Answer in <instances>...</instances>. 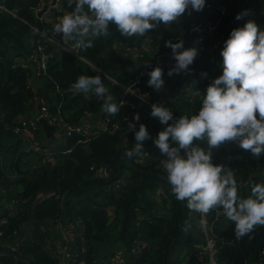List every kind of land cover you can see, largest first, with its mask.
<instances>
[{
	"label": "trees",
	"instance_id": "1",
	"mask_svg": "<svg viewBox=\"0 0 264 264\" xmlns=\"http://www.w3.org/2000/svg\"><path fill=\"white\" fill-rule=\"evenodd\" d=\"M39 1L0 0V149L6 155V161L0 159V264H60L61 252L69 253L67 264H97L93 262L96 258L102 262L118 254L123 264H196L194 254L203 245L199 219L191 215L186 201L176 200L161 159L152 153L165 125L149 117L151 108L140 96L147 93L149 104L169 107L174 118L182 115L179 106L184 109L183 115L195 114L207 86L222 73L221 49L231 30L249 19L264 27V0H205L201 11L186 12L170 27L161 25L142 37L121 36L110 22V36L93 39L92 48H77L76 55L63 49L55 52L50 42L28 36L38 23L33 9ZM60 3L65 13L72 10L68 0ZM244 11L247 15L235 19ZM197 23L200 36L193 31ZM57 37L67 40L59 34ZM178 40L185 48L195 44L199 55L187 73L169 77L168 69L175 61L165 41ZM145 41L149 54L121 57L120 47ZM38 45L43 47L39 50ZM38 53L45 55L43 68L27 61L31 54ZM16 59L25 60V66L13 65ZM156 65L164 70L165 87L159 92L147 84V73ZM79 75H100L115 101L122 104L119 113L103 112L102 99L92 93L86 96L71 91ZM124 85H129L132 92L123 93ZM183 87L199 94L184 100ZM40 107L45 108L47 121L60 118L55 125L59 140L52 143L53 153L48 159H37L34 165L26 166L23 141L11 127L16 117L27 118ZM99 112L107 117L106 129L86 143H76L82 136L69 128H85L84 117ZM134 114L139 115L138 122ZM129 122L135 123L137 130L140 123L155 127L143 142L144 151L131 159L124 156L125 150L135 145ZM112 124L117 128L111 129ZM33 140L39 145L44 142L40 127L33 133ZM199 144L203 147L207 142ZM144 152L148 154L141 158ZM212 162L235 170L244 197L250 194L251 184L264 183V176H259L264 156L254 158L235 142L213 148ZM189 217L192 230L182 233L180 226ZM205 220L215 236L236 241L233 247L219 248V264H242V256L250 260L259 247L264 249V226H257L251 238L237 240L235 225L225 216L212 211ZM56 221L71 224L69 237L57 246L49 227ZM14 241L18 246L10 249Z\"/></svg>",
	"mask_w": 264,
	"mask_h": 264
},
{
	"label": "clouds",
	"instance_id": "2",
	"mask_svg": "<svg viewBox=\"0 0 264 264\" xmlns=\"http://www.w3.org/2000/svg\"><path fill=\"white\" fill-rule=\"evenodd\" d=\"M68 6L72 10L53 25L52 31L86 50L93 47V39L111 35L110 22L121 36L142 37L161 25L170 27L186 12L201 11L205 0H68ZM245 15L247 11L235 19ZM165 46L175 61L168 69L169 77L187 73L199 55L195 44L185 48L182 40L165 41ZM221 57L222 73L207 86L195 114L174 118L169 107L158 103L151 105L150 114L165 125L154 143L166 157L163 168L176 200L186 201L189 210L200 213L201 224L212 211L225 216L234 223L239 240L251 237L257 226H264V183L251 184L250 194L242 196L235 170L214 164L212 149L235 142L254 158L264 156V27L249 19L242 27L233 28ZM147 75L149 87L157 92L165 87L160 65ZM71 91L102 99V111L109 115L118 114L122 106L100 75H79ZM133 119L138 122L139 115L134 114ZM128 128L134 131L135 145L126 149L124 156L131 159L144 151L143 142L150 134L143 123L137 130L136 124L129 122ZM201 141L207 142V149L200 146ZM192 227L189 217L180 231L189 233Z\"/></svg>",
	"mask_w": 264,
	"mask_h": 264
},
{
	"label": "built area",
	"instance_id": "3",
	"mask_svg": "<svg viewBox=\"0 0 264 264\" xmlns=\"http://www.w3.org/2000/svg\"><path fill=\"white\" fill-rule=\"evenodd\" d=\"M41 1L42 0H40L38 5L35 6L34 9H33V12L35 14V17L37 18L38 23H37V25L35 27H32L30 29V31L31 30L34 31V37H32V38L33 39L37 38V41H39V42L41 41L42 43L50 42L51 44L54 45L55 52H58L60 49H63V50H66V51L70 52L71 54L76 55V51H77L78 47H76L74 42L72 43V42H69L67 40L59 39L57 37V34L54 33L51 28H48V27H46L43 24L42 17H41L40 14H38L39 4H40ZM60 2H61V0H55L54 6L56 5L57 13L62 17L65 14V12H64V10L61 7V3ZM193 31H194L195 35L200 36L202 34L200 25L198 23L193 27ZM32 38H31L30 41H32ZM142 44H145L144 47L141 46ZM142 44L140 43L137 46L136 45L123 46L122 48L119 46L120 47V54L122 55V57H128V58L129 57L134 58L137 55V53H141V52H145V53L149 54L150 51H149V48L147 46V42L146 41L142 42ZM43 45H41V46L38 45L37 49L40 50L43 47ZM39 50H37V51H39ZM44 58H45V55L42 54V53H38L37 55L36 54H31L27 61L28 62H33L35 64V67H37V68H43V66H44ZM79 59L81 61H83L84 63L88 64L90 67L94 68L92 66V64H90L86 60H84V59H82L80 57H79ZM13 65L25 66V60L21 61V60L17 59L15 61V64H13ZM166 66L170 67V64L166 62ZM106 78L110 79L108 76H106ZM209 80H210L209 78H206V81H209ZM122 88H123V93H126V92L131 93L132 92L129 85H124V86H122ZM187 89H188L187 87H183L181 89L182 97H183L184 100L187 99L188 101H190L192 98H194L197 95V93H196V91L187 90ZM147 96H148V94L144 93L140 97L151 108V104H149L146 101ZM150 113L148 115H149V117L152 118ZM99 114H100V120H101V125L100 126H94L92 128H89V125L86 123V127L85 128H83V127H81L79 125H75V126H72V127L69 128V130H71L73 132H76V133H79L82 136L80 139H78L76 141V143H86L98 131H102V130L106 129L105 128V124H106V121H107V117L103 118L101 116L100 112H99ZM46 117H47V114H46L45 108L44 107H40L34 114L30 115L27 118H25V117H16L15 118V123L11 127V132L15 136H17V137L22 139L23 145H22L21 148H22L23 152L25 153V155L33 154V155H35L38 158L39 162H44V160L46 158L48 159V157L51 156V154L53 153L51 151V148L48 146V144L46 145L44 143H46V141L50 142V143L51 142L55 143V142H57L59 140L58 139L57 130L55 129V125L59 124L60 118H56L57 121L54 118H51V120L47 121ZM87 117H90V116H87ZM40 119H44L47 124H49L50 126L53 127V131L51 132V136H50L49 139H47L45 137V134L43 132L45 140H44V142H42V144H41L42 146L39 145L36 141L33 140V133L36 132L37 129L40 127V125L39 126L37 125V123L39 124L38 120H40ZM110 127H111V129H116L117 128V126L115 124H112ZM40 129H41V127H40ZM206 146L208 147V145H206ZM156 151H159L158 147L152 153L154 154L155 157H159L161 159V161H162L161 168L164 170L163 162H164L166 157H164L161 153H160V155H155ZM147 154H148L147 152H144L141 155V158H143V156H146ZM181 154L184 155L183 152ZM218 155H220V154H218ZM0 159H1V152H0ZM219 162H220V160H219ZM191 215H194L195 217H197L199 219L198 228H199V230H200V232L202 233V236H203V238H202L203 245L201 246V249L194 254L195 263L196 264H219L216 261V254H217L219 248L221 246L233 247L235 245V243H236L235 239L234 238H229L228 240H224L221 237L215 236L212 233V231H211V226L209 224H207V222L205 224H201L200 223V221L202 219L200 213L191 211ZM62 222L63 221H56L53 224L60 225ZM70 226H71V224H70ZM68 237H69V235H68ZM251 237H252V235H251ZM251 237L247 236L244 239L247 240V239H249ZM65 240H63V241H65ZM58 244L55 242L56 246ZM17 246H18V242L14 241L10 245V249H14ZM238 251L240 253H243V251L241 249H239ZM263 256H264V249L262 247H259L257 252H255V254L252 255V258L250 260H248V258L246 256H242V264H263ZM69 257H70L69 253L61 252L60 253V264H67V261H68ZM108 258H110V259L107 260V261H102V262L100 261L99 258H96V260H94L93 262L97 263V264H123V259H122L121 254H118L117 256H115L113 258H112V256H110Z\"/></svg>",
	"mask_w": 264,
	"mask_h": 264
},
{
	"label": "crops",
	"instance_id": "4",
	"mask_svg": "<svg viewBox=\"0 0 264 264\" xmlns=\"http://www.w3.org/2000/svg\"><path fill=\"white\" fill-rule=\"evenodd\" d=\"M54 4H55V0H42L39 4V11H38V14H40L42 17L43 24L46 27L51 28V29L53 28V25L55 23H58L61 18V16L57 13V8H56V5L54 6ZM28 36L34 37V31L31 30ZM144 45L145 44H142L141 46L144 47ZM30 80H31L30 82L34 84V79H32V77ZM35 112H36V109H34L33 112L30 113V115L34 114ZM83 123H87L89 125V128H92L94 126H100L101 125L100 114L97 113L90 117L86 116L83 119ZM155 155H160V151H156ZM36 161H37V157L33 154L27 155V157L24 159L26 166L34 165ZM49 225H50L49 227L51 229V232L53 233L52 236L55 239L57 244L65 240L68 237L70 223L64 221L60 225H55V224L53 225L49 224Z\"/></svg>",
	"mask_w": 264,
	"mask_h": 264
},
{
	"label": "rangeland",
	"instance_id": "5",
	"mask_svg": "<svg viewBox=\"0 0 264 264\" xmlns=\"http://www.w3.org/2000/svg\"><path fill=\"white\" fill-rule=\"evenodd\" d=\"M119 52H120V50H119ZM179 111H180V113L183 115L184 114V109L181 107V106H179ZM32 115V114H31ZM146 128H147V130H148V132H149V134H152V132H154L155 131V127H153V126H151V124L150 125H148V126H146ZM52 141V140H51ZM44 144H48V146L50 147V148H52V142L50 143H44ZM203 148H205V149H207V146L206 145H204L203 146ZM3 151V149L1 150V159L2 160H4V161H6V155L2 152ZM27 157V155L24 157V159ZM23 159V160H24ZM38 159V158H37ZM259 176H264V169H262V170H260V172H259ZM49 224H51V225H53V223H49ZM50 233L53 235V233L51 232V229H50ZM56 242V241H55ZM61 242H63V241H61ZM114 251H117V249H115Z\"/></svg>",
	"mask_w": 264,
	"mask_h": 264
},
{
	"label": "water",
	"instance_id": "6",
	"mask_svg": "<svg viewBox=\"0 0 264 264\" xmlns=\"http://www.w3.org/2000/svg\"><path fill=\"white\" fill-rule=\"evenodd\" d=\"M106 56L108 57V54L106 53ZM110 62L112 63V60L110 59ZM112 67L115 68L114 64H112ZM39 125L41 127V129L43 130L45 137L47 139L50 138L51 136V132L53 131V127L50 126L49 124L46 123V121L44 119H40L38 120ZM46 192L43 193V195H45ZM41 198V196H39L36 200H39Z\"/></svg>",
	"mask_w": 264,
	"mask_h": 264
}]
</instances>
